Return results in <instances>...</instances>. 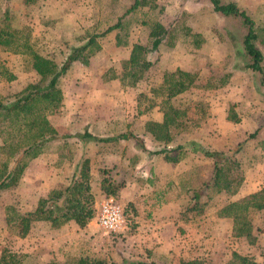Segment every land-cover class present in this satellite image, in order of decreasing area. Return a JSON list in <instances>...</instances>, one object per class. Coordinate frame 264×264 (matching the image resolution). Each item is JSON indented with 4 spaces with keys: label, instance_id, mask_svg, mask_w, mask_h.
<instances>
[{
    "label": "rangeland",
    "instance_id": "1",
    "mask_svg": "<svg viewBox=\"0 0 264 264\" xmlns=\"http://www.w3.org/2000/svg\"><path fill=\"white\" fill-rule=\"evenodd\" d=\"M134 1L34 0L26 4L0 0V27L27 29L35 50L60 68L91 36L120 23L96 39L93 54L72 62L61 75L62 101L48 116L55 140L28 162L16 186L0 191V255L18 254L21 264H64L79 257L109 264L193 260L231 264L235 253L264 264V210L250 214L254 228L261 230L253 245L244 237L232 236L231 221L216 216L222 205L264 188V84L259 74L246 68L245 29L239 19L213 12L208 0H146L148 6L126 13ZM221 1L233 2L257 27H264V0ZM5 14L8 21L2 22ZM154 23L166 33L152 50L149 33ZM133 44L147 48L145 57L152 65L130 86L120 78L122 62L128 60ZM256 44L264 56V34ZM175 69L197 78L188 91L171 101L186 116L181 127L171 128V141L165 145L153 139L145 123L163 120L157 100L150 102L151 89L160 86L165 71ZM39 81L25 57L0 49L2 103H11L29 84ZM229 113L238 119L236 123L228 119ZM255 131L257 137L251 140L249 135ZM85 132L99 138L130 133L136 139L81 141L78 135ZM161 149H167L175 162L160 163L161 155L152 152ZM205 152L222 153L235 161L233 172H239L243 180L234 195L207 192L214 161ZM81 159L89 161L95 198L89 224L79 228L68 222L54 229L36 221L24 238L9 232L5 208L34 211L49 191L68 185ZM104 177L124 185L115 200L133 224L128 221L122 233L106 234L96 223L97 209L105 198L99 191ZM169 181L174 187L166 188ZM207 195L211 200L207 201ZM195 200L198 210L188 212Z\"/></svg>",
    "mask_w": 264,
    "mask_h": 264
},
{
    "label": "trees",
    "instance_id": "2",
    "mask_svg": "<svg viewBox=\"0 0 264 264\" xmlns=\"http://www.w3.org/2000/svg\"><path fill=\"white\" fill-rule=\"evenodd\" d=\"M24 1L28 4L34 0ZM208 1L212 6L213 12L219 13L224 17L237 18L241 21L245 29L242 47L244 56L247 59L246 68L259 74L261 82L264 84V56L256 44L260 35L264 34V27H257L254 20L233 2ZM148 5L146 0H135L126 13ZM1 21H8L6 14L3 15ZM119 27L120 23L118 22L105 29L102 33L91 36L84 45L71 52L61 68L51 59L35 50L30 32L27 29H10L6 24H4L3 29L0 27V49L25 57V61L30 65L31 70L40 77V81L37 84H29L11 103L4 104L0 101V138L2 141L0 146V191L16 186L28 162L43 152L47 145L55 140L56 131L48 121V116L53 114L62 101V94L59 88L61 75L68 70L72 62L85 59L88 55L93 54L97 38ZM165 33V29L159 23L151 24L149 36L152 50L159 46ZM146 52L147 48L145 46L139 44L131 46L128 60L122 62L123 76L120 78L122 83L133 86L142 79L144 73L152 65L146 60ZM196 78V74L180 69L165 71L160 86L151 89L153 99H150V102L152 103L156 99L157 101H154V103H156L155 105L158 107L159 112L163 115L162 121H147L145 123V130L150 133L154 140L163 142L165 145L168 144L171 141V128L178 129L183 125L182 123H184L186 116L185 111L175 108L171 101L176 96L188 91L193 86ZM43 82H45L44 86L41 85ZM228 119L235 123L238 121L233 113H229ZM257 134L258 131H255L249 135V138L251 140L255 139ZM78 138L81 141L90 140L102 143L136 139L130 133L109 138H99L88 132L78 135ZM168 152L167 149H161L153 151L152 154L163 155V159L168 163L175 162ZM204 155L214 161L212 178L207 185V192L215 195H234L243 180L239 172L236 174L233 172V169L237 168L235 161L222 153L205 152ZM88 164L89 161L87 159H81L75 165L77 171L72 174L68 185L60 190L49 191L46 197L38 200L34 211L21 213L15 208L7 206L5 208V222L9 232L17 237L24 238L30 231L31 224L36 221L47 222L54 229L61 228L68 222H73L79 228H85L95 214V208L93 207L95 198L90 185ZM123 186L104 177L99 183V191L105 197L104 199L113 198L115 200ZM193 198L199 199L200 196L195 195ZM206 198L209 201L212 197L207 195ZM197 201L195 200L194 204L186 210L188 212L198 210L199 202ZM127 207L131 208L132 205L129 204ZM263 210L264 188L237 201L222 205L216 212V216L231 221L232 236L244 237L249 244L253 245L257 241V232L261 230L254 228L251 217L252 214ZM122 213L126 225H128V221L130 223L133 222L128 218L126 219L123 211ZM262 218L264 223V214ZM230 260L233 261L231 264H259L249 257L235 253L232 254ZM0 264H21V256L8 251L2 252ZM45 264L56 263L49 262ZM64 264L109 263L79 257L71 258L65 261ZM179 264L201 263L193 260L181 261Z\"/></svg>",
    "mask_w": 264,
    "mask_h": 264
},
{
    "label": "built area",
    "instance_id": "3",
    "mask_svg": "<svg viewBox=\"0 0 264 264\" xmlns=\"http://www.w3.org/2000/svg\"><path fill=\"white\" fill-rule=\"evenodd\" d=\"M96 223L106 234H118L124 231L125 218L117 201L113 198H107L99 204Z\"/></svg>",
    "mask_w": 264,
    "mask_h": 264
},
{
    "label": "crops",
    "instance_id": "4",
    "mask_svg": "<svg viewBox=\"0 0 264 264\" xmlns=\"http://www.w3.org/2000/svg\"><path fill=\"white\" fill-rule=\"evenodd\" d=\"M159 162L160 163H164L165 165H167L168 164V162L166 163V161H164V159H163V155H161V157H159ZM182 184V183H181ZM181 184H179V185H181ZM179 185H175V186H179ZM182 186V185H181ZM168 187H174V183H173V181H169L168 183H167V185H166V188H168ZM165 191H166V189H164ZM168 190V189H167ZM246 194V193H245ZM121 195H122V193H121Z\"/></svg>",
    "mask_w": 264,
    "mask_h": 264
}]
</instances>
